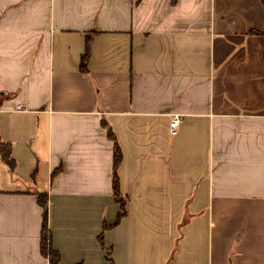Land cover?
I'll list each match as a JSON object with an SVG mask.
<instances>
[{
    "label": "crops",
    "instance_id": "obj_1",
    "mask_svg": "<svg viewBox=\"0 0 264 264\" xmlns=\"http://www.w3.org/2000/svg\"><path fill=\"white\" fill-rule=\"evenodd\" d=\"M0 141V264L42 192L61 264H264L262 0H0Z\"/></svg>",
    "mask_w": 264,
    "mask_h": 264
},
{
    "label": "trees",
    "instance_id": "obj_2",
    "mask_svg": "<svg viewBox=\"0 0 264 264\" xmlns=\"http://www.w3.org/2000/svg\"><path fill=\"white\" fill-rule=\"evenodd\" d=\"M264 4V0H262ZM89 43L88 41L87 48L85 53L82 56L81 69L87 70V61L89 58ZM108 136L114 142V173H113V189L116 196L120 195V180L118 176V168L123 159V152L118 143V140L113 133L112 129L108 127ZM0 154L3 160L11 167H15V160L12 157V149L10 144L0 141ZM59 171L56 170L53 174L54 176ZM38 202L44 208V225H43V236H42V251L44 255L48 256L51 264H61L60 262V253L52 246L51 241V231L48 225V214H49V204H48V194L46 192L38 193ZM122 211L118 216V220L126 214V203L123 199H120Z\"/></svg>",
    "mask_w": 264,
    "mask_h": 264
},
{
    "label": "built area",
    "instance_id": "obj_3",
    "mask_svg": "<svg viewBox=\"0 0 264 264\" xmlns=\"http://www.w3.org/2000/svg\"><path fill=\"white\" fill-rule=\"evenodd\" d=\"M18 108H21L19 106ZM182 123V117L180 115H174L170 121V133L171 135L175 136L179 132L180 125Z\"/></svg>",
    "mask_w": 264,
    "mask_h": 264
}]
</instances>
